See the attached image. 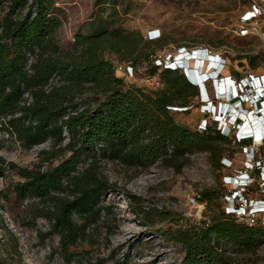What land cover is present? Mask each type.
<instances>
[{
  "label": "trees",
  "instance_id": "1",
  "mask_svg": "<svg viewBox=\"0 0 264 264\" xmlns=\"http://www.w3.org/2000/svg\"><path fill=\"white\" fill-rule=\"evenodd\" d=\"M55 3L0 0L5 7L0 14V132L15 134L28 148L52 143L51 150L40 151L41 162L32 169L7 162L0 155V177L7 169L17 170L24 179L14 186L17 198L33 197L55 205L51 229L60 237L62 255L71 261L74 252L70 249L88 237L89 227L103 212L110 213L104 198L119 189L102 171L103 161L137 172L149 170L156 162L180 170L190 161L189 154L204 151L212 164L226 168L218 144L234 141L245 148L251 141H239L207 119L196 128L177 122L174 111L194 108L193 98L201 97L200 90L182 68L155 64L153 52L146 60L152 77L160 73L161 88L128 84L119 77L104 53H115L135 66L142 57L139 50L146 44L139 31L104 28L78 34L74 48L63 50L57 40L63 21L56 15ZM30 55L34 61L29 69ZM256 58L250 60L253 68L258 65ZM55 77L57 82L51 84ZM27 91L32 102L23 104ZM260 143L264 145V140ZM3 146L0 138V149ZM61 150L70 155L55 164L53 159ZM254 153L258 159L262 157L256 150ZM44 163L49 167L42 168ZM256 186L248 187L245 194ZM258 189L264 194L260 186ZM227 192L219 196L208 188L197 194L198 201L208 204L209 219L161 230L164 239L182 246L183 264H264V253L258 252L264 242V224L250 225L218 208ZM128 199L135 214L148 213L141 198L128 194ZM213 204L217 209L212 211ZM77 215L83 217V223L76 221ZM3 228L7 226L0 206ZM229 246L246 256L233 257ZM0 264H9L1 253Z\"/></svg>",
  "mask_w": 264,
  "mask_h": 264
},
{
  "label": "rangeland",
  "instance_id": "2",
  "mask_svg": "<svg viewBox=\"0 0 264 264\" xmlns=\"http://www.w3.org/2000/svg\"><path fill=\"white\" fill-rule=\"evenodd\" d=\"M55 5L56 15L63 21L57 32L58 44L63 50L74 48L78 34H92L104 28L142 34L146 44L139 50L142 57L135 66L121 61L115 53H104L114 64L116 74L128 84L161 88L163 85L155 82L161 78L160 73L151 78L146 55L153 52L154 63L159 64L157 59L163 61L176 55L179 47L184 46L190 50L208 47L212 53L222 55L226 61L222 73L233 75L237 81L250 73L264 74V0H56ZM246 12H256L257 17L245 21ZM151 31L160 34L153 42L149 40ZM254 56L256 68L250 65ZM194 65L191 61L190 67ZM205 86L213 97L211 82L207 81ZM201 97L193 98L196 106L191 110L174 111L176 121L191 128L202 126L206 119L214 123L212 114L200 107ZM0 138L4 141L0 155L19 167H36L41 162L40 151L52 147L51 142H46L28 148L7 131H1ZM260 144L252 145L263 156L264 145ZM218 146L222 158L231 159V167L215 166L204 151L189 154L190 161L180 170L159 163L147 171L137 172L103 161L102 171L119 189L106 195L104 204L111 206L110 213L103 212L97 223L89 227L88 237L70 249L74 252L71 261L62 255L60 237L51 229L55 205L33 197L23 201L17 198L14 186L24 179L17 170L7 169L0 177L3 192L0 206L7 226L0 229V253L9 264H122L125 261L127 264H183L182 246L164 239L161 230L209 219L208 204L192 202L190 197L208 188L221 196L231 188L225 177L244 169L248 159L246 148L234 141L229 144L221 141ZM58 153L53 159L55 164L70 155L68 150ZM47 167L49 163L42 166ZM252 177L259 185L258 175L253 173ZM258 188L254 187L248 195L263 197ZM128 194L141 198L140 202L148 210L146 215L133 212ZM217 204L221 209L226 206L224 195ZM216 209L213 204L211 210ZM259 217L264 220V214ZM75 218L83 223V217ZM228 252L236 258L246 256L234 246H229ZM258 252L264 253L262 249Z\"/></svg>",
  "mask_w": 264,
  "mask_h": 264
},
{
  "label": "built area",
  "instance_id": "3",
  "mask_svg": "<svg viewBox=\"0 0 264 264\" xmlns=\"http://www.w3.org/2000/svg\"><path fill=\"white\" fill-rule=\"evenodd\" d=\"M4 12H5V7L0 6V14H3ZM258 12H261V10L258 9ZM253 17H257L256 12H252V13L246 12L243 19L245 21H249ZM242 31L247 32V30H242ZM158 32L159 31L157 32L151 31L149 40H154L156 38H159L160 34ZM179 48L190 50L186 46ZM174 55L168 56V58L163 61L160 59H157V61L160 62L159 65L172 66L171 63L174 60ZM33 61H34V56L30 55L27 65L29 69L31 68ZM230 76L233 77V75L231 74ZM234 80L237 81V79L235 78ZM56 82H57V78L55 77L52 78L50 83L55 84ZM155 82L158 85L160 84L158 80H155ZM240 89H241L240 95L244 94L245 93L244 88L240 86ZM23 99H24L23 104H30L32 102L31 93L28 91L25 92ZM244 104L246 107L254 108L253 103L247 102ZM204 111L208 112V109H205ZM203 124H205V122ZM241 137L242 136H239L237 139L239 141H243ZM253 143L254 142H252V144ZM252 144L251 146L245 147L246 148L245 152L248 155V159L245 161L244 169L238 170V172L234 175H228L225 177L226 178L225 182L231 184V188L228 190L227 194L224 195V200L226 203V206L224 208L226 212L230 214H235L240 220H244L248 222L250 225L258 224V223L264 224V220H261V218L259 217V214H264V197L253 198L245 194V191L248 189V187H252L254 183H257L252 177L253 173L258 175V179H259L258 184L264 192V156L258 159L254 153L255 148L253 147ZM222 162L226 168L232 166V161L228 158H223ZM159 163L160 162H156L155 165H158ZM190 199L192 200V202L198 201L196 196L190 197ZM260 249H262V251L264 252V242L262 243Z\"/></svg>",
  "mask_w": 264,
  "mask_h": 264
},
{
  "label": "bare ground",
  "instance_id": "4",
  "mask_svg": "<svg viewBox=\"0 0 264 264\" xmlns=\"http://www.w3.org/2000/svg\"><path fill=\"white\" fill-rule=\"evenodd\" d=\"M191 62V61H190ZM195 62V61H194ZM208 64H209V62H207V64H206V69H204V72L205 73H207V74H209V72H211L212 71V69L211 70H209V68H208ZM192 67H194V66H192ZM207 81H209V80H207ZM206 80L204 81V82H202V85L203 86H205V84H206V82H207ZM205 83V84H204ZM206 87V86H205ZM201 90V89H200ZM225 91H226V88H225ZM223 101L225 100V99H222ZM244 106H245V104H243ZM260 106H262L260 103H259V107ZM263 111H264V109H263ZM257 117H256V115L253 113H249L248 115H247V117L245 118L246 120V122L247 123H249V127H250V132L251 133H256V134H259L260 132L257 130V129H260V127H262L263 128V126H262V124H263V120H264V116H263V118H257V124H254V125H252V123L253 122H256V121H254L255 119H256ZM262 132V131H261ZM254 142V144H256V143H260L261 141L260 140H254L253 141Z\"/></svg>",
  "mask_w": 264,
  "mask_h": 264
},
{
  "label": "clouds",
  "instance_id": "5",
  "mask_svg": "<svg viewBox=\"0 0 264 264\" xmlns=\"http://www.w3.org/2000/svg\"><path fill=\"white\" fill-rule=\"evenodd\" d=\"M223 65L225 66V64H223ZM223 69H224V67L222 68V70H223ZM222 70H221V71H222ZM186 76H187V75H186ZM187 77H188V76H187ZM188 79H189V77H188ZM189 81H190L191 83L193 82L191 79H189ZM193 85H195L194 82H193ZM252 135H253V134H252ZM253 136H254V135H253ZM254 139H255L256 141H257V140H260L259 137H257V136H254ZM263 139H264V138H263ZM263 139H261L260 141H262Z\"/></svg>",
  "mask_w": 264,
  "mask_h": 264
},
{
  "label": "crops",
  "instance_id": "6",
  "mask_svg": "<svg viewBox=\"0 0 264 264\" xmlns=\"http://www.w3.org/2000/svg\"><path fill=\"white\" fill-rule=\"evenodd\" d=\"M204 80H202V82H203Z\"/></svg>",
  "mask_w": 264,
  "mask_h": 264
}]
</instances>
